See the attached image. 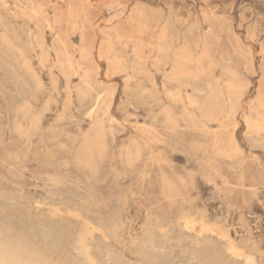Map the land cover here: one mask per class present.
<instances>
[{"label": "rangeland", "instance_id": "rangeland-1", "mask_svg": "<svg viewBox=\"0 0 264 264\" xmlns=\"http://www.w3.org/2000/svg\"><path fill=\"white\" fill-rule=\"evenodd\" d=\"M246 260L264 0H0V264Z\"/></svg>", "mask_w": 264, "mask_h": 264}, {"label": "bare ground", "instance_id": "bare-ground-1", "mask_svg": "<svg viewBox=\"0 0 264 264\" xmlns=\"http://www.w3.org/2000/svg\"><path fill=\"white\" fill-rule=\"evenodd\" d=\"M166 34V33H165ZM185 34V33H184ZM189 40V39H188ZM111 63V62H110ZM27 66V65H26ZM27 68V67H26ZM129 80V79H128ZM82 82V81H81ZM85 88V87H84ZM66 90V89H65ZM88 94V93H87ZM172 99V98H171ZM179 99V98H178ZM98 101V100H97ZM97 101H96V103H97ZM108 120V119H107ZM112 120V119H111ZM113 121V120H112ZM109 123V122H108ZM117 124V123H116ZM118 126V125H117ZM145 127V126H144ZM148 129V128H147ZM127 153V152H126ZM35 213V212H34ZM53 215V214H52ZM57 217V216H56ZM163 231V230H162ZM216 231V230H215ZM217 232V231H216ZM210 233H211V231H210ZM213 233V232H212ZM217 234V233H216ZM202 235V234H201ZM209 236H211V235H209ZM214 236H215V234H214ZM216 237V236H215ZM229 240V239H228ZM197 241V240H196ZM219 241H221L222 243H225V242H223L222 240H219ZM180 244V243H179ZM229 244L227 243V246H228ZM226 246V247H227ZM223 248V247H222ZM230 248H231V246H230ZM89 251V250H88ZM225 251H226V249H225ZM229 251H230V249H229ZM224 252V251H223ZM225 253V255H226V252H224ZM239 253H240V251H239ZM234 254V253H233ZM228 255H230V254H228ZM242 255V254H241ZM230 256H232V255H230ZM229 256V257H230ZM238 256H239V254H238ZM243 256V255H242ZM235 258V257H234ZM231 259V258H230ZM233 259V258H232ZM242 259V258H241ZM240 258L238 259V260H241ZM244 259V258H243ZM247 261V264H249V263H251V262H249V260H246ZM239 262V261H238ZM242 262V261H241ZM244 263V262H243Z\"/></svg>", "mask_w": 264, "mask_h": 264}]
</instances>
